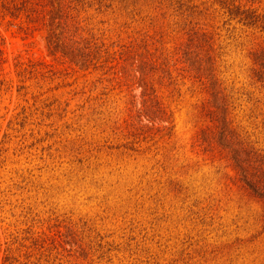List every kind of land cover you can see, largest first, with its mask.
Masks as SVG:
<instances>
[{"label":"rangeland","instance_id":"374dc122","mask_svg":"<svg viewBox=\"0 0 264 264\" xmlns=\"http://www.w3.org/2000/svg\"><path fill=\"white\" fill-rule=\"evenodd\" d=\"M228 1L257 24L225 0H0V264H264V200L215 146L221 119L264 152V0Z\"/></svg>","mask_w":264,"mask_h":264},{"label":"trees","instance_id":"16d2710c","mask_svg":"<svg viewBox=\"0 0 264 264\" xmlns=\"http://www.w3.org/2000/svg\"><path fill=\"white\" fill-rule=\"evenodd\" d=\"M183 0H174V3L179 4V6H185V2H182ZM187 2H190L191 0H186ZM226 3H224L225 8L228 10V12L232 16H240L241 21H245L248 24H257L259 21V16L255 14L254 11L252 13H249L248 10L239 11V7L233 5L228 0H225ZM233 5L234 7H231ZM196 5H192L189 7H195ZM34 12V9H31ZM248 12V13H247ZM35 16H38V12H35ZM33 16V17H35ZM262 27H264L262 25ZM191 42L194 43V47H200V50L205 49L210 53L213 51L212 49V42L211 37L207 35L206 32L196 31L193 38L191 39ZM192 43H189L184 47V57L185 61H189L192 56H196L200 58V52H196L192 49ZM191 45V48H190ZM204 60L203 58H200ZM197 61V60H196ZM188 71L191 72V75L202 78L203 74H206L207 77H209V80L211 82L213 81V75H210V73H204L202 71H199V69L191 67V64L187 68ZM256 74L261 78V74L264 73L261 70L255 71ZM205 76V75H204ZM212 87L209 89L211 92V97L213 99H216L221 96V99L225 98V95H223L221 86L216 83L212 82ZM142 96L144 98V104L146 106L147 111L149 113L155 112V99H154V93L150 91V88L146 87L143 88ZM154 109V110H153ZM205 112H207L208 115H211L213 113V110L211 107H206V104L204 106ZM214 120H218V117H216V114H214ZM216 128H218L217 133L219 137L216 139L217 141H220V144L217 143V145L212 144L210 139L213 138V136L209 139V141H206L203 139V143H206L208 147H211V150L216 147H219L221 152H225L226 155H230V159L233 161L236 169L239 172V179L240 181L244 182L246 186L255 194L259 199L264 200V152L261 151L258 148H255L253 145H251L249 142L243 140L240 136V134L236 131V129L231 125L229 121L221 120L219 119L218 123L215 125ZM211 135L216 136V129L215 131L209 130ZM223 139L225 143H222L220 139Z\"/></svg>","mask_w":264,"mask_h":264}]
</instances>
